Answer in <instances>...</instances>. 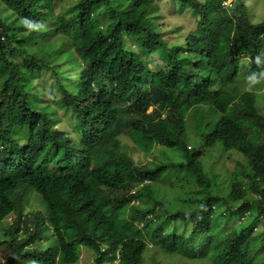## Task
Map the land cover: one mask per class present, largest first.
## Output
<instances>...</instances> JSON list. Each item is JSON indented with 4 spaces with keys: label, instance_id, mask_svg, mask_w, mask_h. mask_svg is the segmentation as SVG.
I'll use <instances>...</instances> for the list:
<instances>
[{
    "label": "trees",
    "instance_id": "1",
    "mask_svg": "<svg viewBox=\"0 0 264 264\" xmlns=\"http://www.w3.org/2000/svg\"><path fill=\"white\" fill-rule=\"evenodd\" d=\"M178 1L197 13L187 54L161 38L154 0H75L58 12L64 0H0V221L15 212L18 226L0 243L5 264L55 263L44 260L38 243L30 245L44 239L45 220L60 240L72 242L61 249V261L77 260L81 246L97 254L104 241L113 253L121 247L119 264H168L171 257L264 264L263 227L254 235L257 221L264 224V110L251 79L259 76L253 62L264 63V19L252 22L242 1L230 10L220 7L222 0ZM130 46L147 55L164 50L168 62L147 74ZM244 56L251 59L248 83L238 77ZM55 57L56 107L74 116L77 148L58 126L56 108L35 105L31 95L33 72ZM64 61L67 69H81L74 90L59 80ZM164 110L166 117H157ZM188 116L209 129L198 132L192 149ZM121 135L147 154L156 144L176 149L198 194L181 197L174 154L164 150L152 165L135 164ZM213 146L219 157L236 154L232 164L214 167ZM165 171L174 185L167 191L136 188ZM27 187L47 210L24 220V228H33L20 240L18 192ZM112 257L101 253L96 264Z\"/></svg>",
    "mask_w": 264,
    "mask_h": 264
},
{
    "label": "rangeland",
    "instance_id": "2",
    "mask_svg": "<svg viewBox=\"0 0 264 264\" xmlns=\"http://www.w3.org/2000/svg\"><path fill=\"white\" fill-rule=\"evenodd\" d=\"M244 1L247 5V11L251 21L255 22L264 18V0H244ZM74 2L75 0H64V3L61 5V7L60 8L57 7L55 10L56 12H58L59 9H63V6L65 8L66 6L73 4ZM155 4L157 6V8L155 9L156 11L155 15L157 14L159 15V18H157L159 23L166 24L165 27H162V32L165 36V39L167 40L168 38L170 43L182 41L184 35L188 33V30L190 28L194 29L195 22H193L194 19L192 17V14L195 15L197 13L196 11L193 10V8L189 7L186 4L184 5L178 0H155ZM128 48L129 49L131 48L134 52H137L140 55L142 61L147 64L146 71H149L146 72L147 74H151V72L159 71L160 69L164 68L168 62V53L164 52L163 50H158L147 55L144 53L142 54L136 47L130 46ZM61 59L63 58L61 57L60 60ZM247 60L248 57L246 59H243L242 61L238 74L239 78L241 77L242 79H246L244 72L246 71L247 73V69H246ZM55 62H57V58L54 61H50L48 67H45V65H41L39 68H37V70L33 72L35 75L34 76L32 75L34 84L30 87L31 95L36 96L33 98L34 99L33 102H35V105L44 107V105L48 103L49 108L51 109L56 108V113H58L57 120H59V122L57 121L58 126L60 128L65 129L67 135L70 138H73L74 129H71L72 128L71 126L74 120V116L70 115V110L56 107L58 106L56 102L61 98V93H59V91L57 90L58 81L54 74V71L50 68L51 64H54ZM63 65H64L63 66L64 70L60 72L59 80H62V82L64 83L67 89L74 90L75 85H77V83L79 82L80 79L79 72H81V69L78 67L77 68L75 67V69H67L69 65L65 61ZM261 80H264V72H262L261 74ZM254 83H255L254 86L256 87L254 91L256 93H259L260 96V100H258V106L261 108L262 106H264V86L262 82H254ZM39 92L40 94H42L40 100H38V96H37ZM190 119H191L190 117L187 118V125L193 127L194 121ZM191 138L194 139V136H192ZM121 139L124 150L128 151L129 155L133 158V161L136 164L151 163V161H153L154 158L160 160L164 158V155H166L165 151L161 148H156V150L153 151V153L151 154L137 152L135 146L132 145L130 141L126 140L125 138H121ZM211 156L214 167L223 169L231 165L237 155L236 154L230 155L225 153L224 157L226 159H224V157L218 156L217 146H213L211 151ZM157 182H158L156 185L157 190L163 188L165 191H167L169 189V186H174L172 185V183L166 181L164 179V176L161 177V179H159ZM221 182H223V180L220 179V183ZM175 186L178 190L181 191L182 193L181 197H184L185 199L188 198L189 200L192 195L198 194L197 191L194 192V188L190 184L184 186L178 184L177 181H175ZM32 195L36 197L39 205L41 206V208L44 209L40 197L36 195V193L34 192H32ZM168 196L173 199L176 197V195H174L171 192H168ZM170 207L173 208V206L171 205ZM36 208H37L36 202H31L30 204L26 202L24 207V213H27L29 211H35L33 209ZM10 220H11L10 217H7L4 219V221H1L0 223V243L2 240L6 239L9 235L8 224ZM138 225L142 226L141 223H138ZM262 227L264 229V224L259 222L256 225L254 235L260 232L262 230ZM150 243L152 244V242ZM2 245H0V256L5 257V254L2 251ZM88 253L89 256H87ZM90 255H91V251L82 250L80 260L78 261L77 264H93ZM152 257L153 255H149V258ZM161 259H164V255H161ZM148 264H150V262ZM168 264H207V262L199 259H180L177 257H171L168 261Z\"/></svg>",
    "mask_w": 264,
    "mask_h": 264
},
{
    "label": "clouds",
    "instance_id": "3",
    "mask_svg": "<svg viewBox=\"0 0 264 264\" xmlns=\"http://www.w3.org/2000/svg\"><path fill=\"white\" fill-rule=\"evenodd\" d=\"M241 1L246 5V3H245L244 0H222L221 3H220V7L222 9L224 8V9L230 10V9L234 8L235 5L238 4ZM154 4H155V0H154ZM155 8H157V6ZM246 8H247V5H246ZM263 19L264 18H262L261 20H263ZM261 20H259V21H261ZM255 22H258V21H255ZM165 25L166 24L163 23V25L160 26L158 30L160 31L161 38L166 42V45L169 46V47L170 46H174V45L183 47V50H182L183 53L184 54H187L188 51H186V49H185V47H186L185 41H186L187 34H189V32H190L191 29H189L188 30V33H186L184 35V38L182 39V41H177V42H174V43H170L168 38H167V40L165 39V36H164V34L162 32V27H165ZM164 52H166V51H164ZM166 53H168V52H166ZM247 57H248V60L246 61L247 73H246V71L244 73H245V76H246V81L248 83V82H250V80L248 79L249 78V75H247V74L251 70L248 67V65L250 63V60H251L250 57L249 56L242 57L241 64H242L243 59H246ZM253 64H257V66L252 71H255L256 73H258L259 76L258 77L255 76V77H252V78L250 77V78L251 79H255L256 82H262V84L264 86V80H261V74H262V72H264V63L261 62V61H255V62H253ZM256 73H254V74H256ZM205 107L210 108V106H202V108L204 110H205ZM259 110L263 112L264 106H262ZM152 111H153V106L152 105H149L147 107V109L145 110V112L148 113V114L152 113ZM166 115H167V113L164 110V111H160L159 116H157V117H159V118H165ZM188 117L191 118V116H188ZM213 117L214 116H212L211 119H213ZM190 120H193V119L191 118ZM214 125H217V124H213V127H214ZM186 126H187L186 127V130H187L188 135H189V140H187L188 148H191L192 149L196 145L193 140L196 138L198 132L199 131L207 132V131H209V129L208 128H204V127L198 125L197 122H195V121H194L193 127L192 126H188L187 125V118H186ZM71 127H72L71 129H74V137L73 138H70L67 135L65 129H62V130L65 131L66 137L69 139V141H71L72 143H74V146L77 148L81 144L80 137H78V134L75 132L76 129L73 126V122H72V126ZM192 136H194V139L191 138ZM121 138H125L126 140L130 141L132 143V145L135 146V149L137 150V152H142V153L147 154L146 152L140 151L138 149L137 145H135V143L132 140H130L128 137H126L125 135H121L120 136V140H122ZM122 146H123V144H122ZM208 147L209 146H206L204 149H207ZM156 148H161L163 150H167L170 153L174 154L173 155L174 161L175 162H179L181 164L180 166H176L175 167V171H174V174L176 175L175 181H177V183L180 184V185L186 186L187 185V179L185 180V176H187L189 174H188V172L185 169L186 164L184 162L183 157L181 158V155L179 154V152H178L179 156H177V154L175 155V150L176 149H173V148H170V147H165V146L161 147V146H159V144H156V147H154L153 150H150L149 151V154L153 153V151H155ZM125 151L129 155L128 151L127 150H125ZM132 160H133V158H132ZM155 160H158V159L154 158L153 161H151V162H154ZM143 164H145V163H143ZM148 164L152 165L151 163H148ZM163 176H164V179L166 181L169 178H171L170 177L171 174L169 172H167V171L164 172ZM163 176H161V177H163ZM161 177H159L155 181L154 180H151V179H148V178H145V179H143L139 183V185L136 186V188H139L143 184H150V185H152V187L155 190V189H157V187H156V185L158 183L157 181L159 179H161ZM170 183H172V180L170 181ZM197 189H198V187L196 188V190ZM196 190L194 189V191H196ZM32 192L36 193V195H38L40 197V199H41V201L43 203L44 209L41 208V206L39 205L36 197L32 195ZM131 192H134V189ZM15 193L17 194V192H15ZM18 194H22L23 195V200H22V203H23L22 210H23V212L21 214V223L19 225V232H18V235H17L18 236L17 238L21 240V238L23 236H25V234H26L25 231H24V229H28V230L30 229V230H32V228H33L32 226H26V228H24L25 227L24 220H26L33 213H40V214H43L44 215L45 210H47V205L45 204V202L42 199L41 195L37 191H35V189H33L32 187H27L25 193H24L23 190H21V191L18 192ZM249 196H252V194H250ZM26 202H28V204H30L31 202H36L37 208L36 209H33L35 211H29L27 213H24V207H25V203ZM132 202H133V200H132ZM42 210H44V211H42ZM7 217H10V219H11L10 222H9V224H8V227H9L8 234L10 235V231L17 230V228H18V226L16 224V219H15L16 218V214H15V212H10L5 217H3L1 219V221H4V219L7 218ZM1 221H0V223H1ZM43 222L45 223V226H43V228L41 229L40 233L43 234L44 239H42V240H39V239L31 240L30 245L34 246L37 243L39 244V247H37V248L39 249L41 255L44 258V260H49V261H53L54 260V262H55L54 264H77L78 261L80 260V256H81L82 250L91 251L90 249H86L84 246H81L80 252H79V256H78L77 260H75L73 262H70L71 260L70 261H65V260H62L61 261V249L66 248L67 246L65 247V245H67L68 243L69 244H72V242L68 238L60 240L59 239V236L54 235L53 227L50 225V223L47 220H45ZM259 222L262 223V221H257L256 225ZM141 225H142V223H141ZM256 225L254 227V230L256 228ZM9 235H8L7 238H9ZM35 236H37V234H35ZM63 241H65V242L62 244ZM2 242L4 243V240H2L1 243ZM98 244H99V251H98V253L97 254H93V252L91 251V255L90 256H91V260H92L93 264H96V260L99 257V254H101V253H107L109 256H113L105 264H119L120 263V261H121V247H117L116 250H115V252L113 253V252L110 251L109 245L107 243H105L104 241H99ZM3 246H4V244H3ZM4 254H5V257H1L0 256V260H1V262H3L5 264V262L7 261V256H6V253L5 252H4ZM10 254L14 256L13 253H10ZM87 256H89V253L87 254ZM22 264H24V263H22Z\"/></svg>",
    "mask_w": 264,
    "mask_h": 264
}]
</instances>
